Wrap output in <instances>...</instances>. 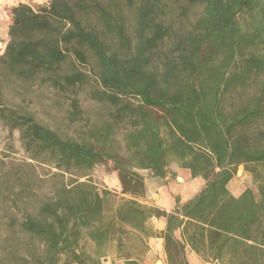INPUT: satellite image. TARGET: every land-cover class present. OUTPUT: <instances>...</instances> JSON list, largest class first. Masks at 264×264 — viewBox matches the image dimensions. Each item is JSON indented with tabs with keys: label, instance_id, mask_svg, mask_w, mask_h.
Listing matches in <instances>:
<instances>
[{
	"label": "trees",
	"instance_id": "trees-1",
	"mask_svg": "<svg viewBox=\"0 0 264 264\" xmlns=\"http://www.w3.org/2000/svg\"><path fill=\"white\" fill-rule=\"evenodd\" d=\"M7 10L0 120L31 161L55 169L49 181L32 162L0 171V195L20 214H7L9 232L28 237L13 264H100L110 243L123 264H138L152 216L165 221L166 264H190L187 248L213 264H264V0H46ZM43 89L70 132L23 104ZM102 162L121 196L92 182ZM172 163L202 187L185 201L174 195L168 212L139 202L140 171L163 178ZM239 165L254 187L234 195ZM37 179L47 191L33 189Z\"/></svg>",
	"mask_w": 264,
	"mask_h": 264
},
{
	"label": "rangeland",
	"instance_id": "rangeland-1",
	"mask_svg": "<svg viewBox=\"0 0 264 264\" xmlns=\"http://www.w3.org/2000/svg\"><path fill=\"white\" fill-rule=\"evenodd\" d=\"M6 0H4L5 2ZM26 2L35 5L45 2L46 0H41L40 2L34 0H25ZM19 0H13V3H18ZM1 47V45H0ZM93 83V81H90ZM12 94H9V96ZM50 97L51 95L47 92V90H35L34 92L26 93L25 99L23 100V104L31 109H33L39 118L45 120L49 124H55L60 128H67L62 125L61 121L63 112L59 110L56 106H50ZM56 98V97H55ZM22 97L18 95H12L11 100L13 102L21 103ZM82 105L86 110H95L97 109V104L92 100L83 96ZM71 127H68L66 130L71 131ZM0 171H12L15 169V166L21 164L22 162H32L34 167V175L35 176H45L48 181L50 180L47 176H49L55 169L47 164L37 163L35 161H31L26 152L21 146L19 140V133L15 129H10L4 125V123L0 120ZM178 166L175 163H172L169 167L170 174L168 175V179L166 180L172 186L182 185L185 186V182H183V177L180 173L176 171H172V168H177ZM13 169V170H14ZM143 177L149 176V172L146 170H141ZM22 174L25 176L27 173L26 167L23 166ZM178 176V178H176ZM44 177V178H45ZM72 175L65 173L64 178H71ZM36 178V177H34ZM90 178L92 182L97 186L99 190L103 188L111 189L113 192L117 193L118 196H121L120 186L117 175L114 171H112V165L110 163H98L94 166L93 170L90 173ZM85 179V177H81L80 180ZM48 181H40L39 179L35 180L32 184V187L37 192H44L48 190L50 187V183ZM187 183V182H186ZM196 184V182H194ZM250 186L254 187L251 175L243 169L242 165L237 167V171L229 182V189L233 193H240L245 187ZM17 186H14L16 188ZM195 187V185L193 186ZM195 190V188L191 189V191ZM41 194V193H40ZM182 197H188L187 192H181ZM152 199V198H150ZM34 203L30 202L27 206L29 210L34 209ZM16 213L20 215L19 212L15 210L10 205V201L8 199H3L0 195V264H13L17 258L16 256H23L25 254V246L24 244L28 241V237L26 235L21 234H11L9 232V228L7 225V214ZM137 242L130 241L128 243V248L133 250ZM137 246V245H136ZM136 248V247H135ZM115 244L110 243L106 249V255L101 257L100 264H120L117 260H112L115 256ZM144 264H164V260H161L160 257L156 256L153 260H143ZM194 264H213L210 261L199 260L194 262Z\"/></svg>",
	"mask_w": 264,
	"mask_h": 264
},
{
	"label": "crops",
	"instance_id": "crops-1",
	"mask_svg": "<svg viewBox=\"0 0 264 264\" xmlns=\"http://www.w3.org/2000/svg\"><path fill=\"white\" fill-rule=\"evenodd\" d=\"M40 2L41 0H34ZM19 2H26L25 0H19ZM15 4V3H12ZM30 4V3H29ZM8 24H9V17L4 22L0 23V54L3 52L6 41L8 39ZM172 171H176L180 173L183 177V182H185L184 188L182 185L172 186L166 180L168 179V175L163 178L161 177H154L149 174L148 178L144 177V185H145V196L138 199L139 202L146 204L148 206L157 207L164 211H170L174 208L175 200L174 195H178L181 201H185L192 197L203 185V179L200 177L192 178L190 173L185 168H172ZM142 174V172L140 171ZM143 175V174H142ZM178 178V176H176ZM187 182V183H186ZM196 182V184H194ZM195 185V187H193ZM195 188V190L191 191V189ZM181 192H184L188 197H182ZM234 195H238L239 193H233ZM152 198V199H150ZM150 226L153 230L147 238H145V245L146 248L143 253H140L138 256L134 257L133 259L137 261L138 264H144L143 260H153L156 256L160 257L161 260H164V264H166V254L163 249V239L159 236V232L163 230L165 221L163 217L156 218L152 216L149 220ZM187 259L190 264H194L196 261H201V259L191 250L187 248L186 250ZM112 260H117L120 264H123L124 258L119 256L115 253V256Z\"/></svg>",
	"mask_w": 264,
	"mask_h": 264
},
{
	"label": "built area",
	"instance_id": "built-area-1",
	"mask_svg": "<svg viewBox=\"0 0 264 264\" xmlns=\"http://www.w3.org/2000/svg\"><path fill=\"white\" fill-rule=\"evenodd\" d=\"M12 3L13 0H6L5 2L4 0H0V23L8 19L9 15H8L7 6Z\"/></svg>",
	"mask_w": 264,
	"mask_h": 264
},
{
	"label": "water",
	"instance_id": "water-1",
	"mask_svg": "<svg viewBox=\"0 0 264 264\" xmlns=\"http://www.w3.org/2000/svg\"><path fill=\"white\" fill-rule=\"evenodd\" d=\"M1 43V42H0Z\"/></svg>",
	"mask_w": 264,
	"mask_h": 264
}]
</instances>
